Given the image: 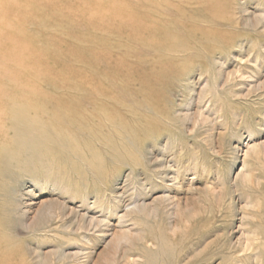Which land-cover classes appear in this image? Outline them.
Here are the masks:
<instances>
[{
    "label": "rangeland",
    "instance_id": "374dc122",
    "mask_svg": "<svg viewBox=\"0 0 264 264\" xmlns=\"http://www.w3.org/2000/svg\"><path fill=\"white\" fill-rule=\"evenodd\" d=\"M3 69L0 264H264V0H0Z\"/></svg>",
    "mask_w": 264,
    "mask_h": 264
},
{
    "label": "bare ground",
    "instance_id": "6f19581e",
    "mask_svg": "<svg viewBox=\"0 0 264 264\" xmlns=\"http://www.w3.org/2000/svg\"><path fill=\"white\" fill-rule=\"evenodd\" d=\"M28 1V0H27ZM27 4V2H24V4ZM34 3V2H33ZM32 3V4H33ZM35 4V3H34ZM104 5V4H103ZM22 6V5H21ZM35 6H36V4H35ZM23 7V6H22ZM33 7H34V5H33ZM105 7H107V6H105ZM30 8V7H29ZM28 8V9H29ZM26 9H27V7H26ZM31 9H32V7H31ZM101 10V9H100ZM35 11H36V9H35ZM102 11V10H101ZM102 14V13H101ZM149 15V14H148ZM151 15V14H150ZM144 17V16H143ZM149 17H152V16H149ZM140 19V18H139ZM139 19H138V22H139ZM147 19V18H146ZM135 20V19H134ZM142 21H143V19H142ZM136 22V21H135ZM144 22V21H143ZM147 22V21H146ZM152 22V21H151ZM142 23V22H141ZM136 24H139V23H136ZM135 24V25H136ZM143 24V23H142ZM144 24H147V23H144ZM156 24V23H155ZM134 26V25H133ZM140 26V25H139ZM142 26V25H141ZM152 27H153V24L151 25ZM150 26V27H151ZM143 27V26H142ZM134 28V27H133ZM137 28H138V26H137ZM146 28H148V27H146ZM144 29V28H143ZM151 29V28H150ZM145 30V29H144ZM152 40V39H151ZM149 41V40H148ZM152 42V41H151ZM153 43V42H152ZM42 56V55H41ZM9 60V59H8ZM7 62V61H6ZM7 64H8V62H7ZM14 65H17L16 64V62L14 63ZM20 66V65H19ZM45 66V65H44ZM43 66V67H44ZM31 68H32V66H31ZM28 69V68H27ZM57 69V70H56ZM56 69H54L53 70V72L56 70V71H59L60 69H59V67L58 68H56ZM59 69V70H58ZM70 69V68H69ZM50 70H51V68H50ZM34 71V70H33ZM62 71V70H61ZM4 72V73H3ZM36 72V71H35ZM69 72H72V71H70L69 70ZM55 73V72H54ZM7 74H10V70H4L3 69V71H0V76H5V75H7ZM71 74V73H70ZM41 75V74H40ZM44 76V75H43ZM55 76V75H54ZM42 77V76H41ZM10 78V77H9ZM49 78V77H48ZM46 80V79H45ZM15 81V80H14ZM62 81V80H61ZM7 82V81H6ZM49 82H51V81H49ZM59 82V81H58ZM65 82V81H64ZM18 83V82H17ZM56 83V82H55ZM66 83V82H65ZM21 85V84H20ZM6 86V85H5ZM11 87V86H10ZM15 88H16V85H15ZM68 88V87H67ZM69 88H70V86H69ZM17 89H19V88H17ZM24 89V88H23ZM71 89V88H70ZM68 91H69V89H67ZM13 91H15V90H13ZM23 91V90H22ZM26 91H28V89L26 90ZM32 91V90H31ZM36 90H34V92H35ZM72 91V90H71ZM25 92V91H24ZM30 92V91H29ZM2 93V92H1ZM0 93V94H1ZM8 93V92H7ZM9 93H10V91H9ZM27 93V92H26ZM33 93V92H32ZM5 95H6V93H4ZM30 94V93H29ZM3 95V94H2ZM1 95V96H2ZM9 96V95H8ZM13 96H14V94H13ZM12 96V97H13ZM20 96V95H19ZM36 96V95H35ZM11 97V98H12ZM17 97H18V95H17ZM24 98H25V96H23ZM23 97H21V98H23ZM36 97H38V96H36ZM51 97V96H50ZM49 97V98H50ZM4 98V97H3ZM27 98H30V96L28 97L27 96ZM39 98V97H38ZM58 98V97H57ZM57 98H55V99H57ZM15 99V98H14ZM37 99V98H36ZM54 99V100H55ZM1 100V99H0ZM3 100V99H2ZM8 100H10V102H11V99L8 97ZM23 100V99H22ZM53 100V101H54ZM63 100V99H62ZM20 101V100H19ZM19 101H18V99H15V100H13V102H11V104H9L8 102L9 101H5V102H2V101H0V111H2V110H4V109H6L7 110V108H10V109H12L15 113H19V112H24V111H27V105H24V104H21L22 102H20L19 103ZM26 102V101H25ZM45 102H46V100H45ZM38 103V102H37ZM55 103H57L56 102V100H55ZM59 103H60V100H59ZM28 104V103H27ZM31 104H32V102H31ZM62 104H63V102H62ZM65 104H67V103H65ZM65 104H63V105H65ZM30 105V104H29ZM57 105V104H56ZM6 107V108H5ZM31 106H29V108H30ZM36 107H38V105L36 106ZM57 107V106H56ZM74 107V106H73ZM70 109H72V108H70ZM41 110V109H40ZM9 111V110H8ZM34 111H36V110H34ZM61 111V110H60ZM73 112H75V110H73ZM36 115V114H35ZM34 115V116H35ZM6 116H8L7 114H6ZM5 118V117H4ZM9 118V117H8ZM8 120V119H7ZM7 120H6V122H7ZM1 127V126H0ZM1 130V129H0ZM66 139V138H65ZM67 140V139H66ZM2 143V142H1ZM1 145V144H0ZM3 145V144H2ZM1 145V146H2ZM0 146V147H1ZM3 147V146H2ZM264 261V260H263Z\"/></svg>",
    "mask_w": 264,
    "mask_h": 264
}]
</instances>
